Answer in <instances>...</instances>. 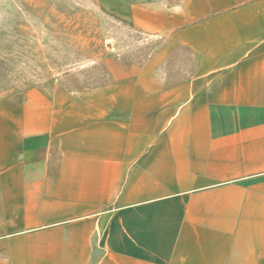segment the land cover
I'll return each instance as SVG.
<instances>
[{
    "label": "crops",
    "instance_id": "0c3cea01",
    "mask_svg": "<svg viewBox=\"0 0 264 264\" xmlns=\"http://www.w3.org/2000/svg\"><path fill=\"white\" fill-rule=\"evenodd\" d=\"M106 5L158 48L0 98V264H264V0Z\"/></svg>",
    "mask_w": 264,
    "mask_h": 264
},
{
    "label": "rangeland",
    "instance_id": "374dc122",
    "mask_svg": "<svg viewBox=\"0 0 264 264\" xmlns=\"http://www.w3.org/2000/svg\"><path fill=\"white\" fill-rule=\"evenodd\" d=\"M106 2L0 0V98L68 76L101 81L113 63H140L158 48Z\"/></svg>",
    "mask_w": 264,
    "mask_h": 264
}]
</instances>
